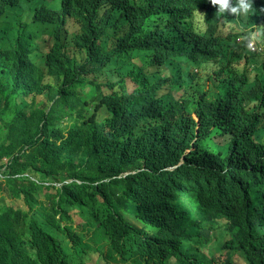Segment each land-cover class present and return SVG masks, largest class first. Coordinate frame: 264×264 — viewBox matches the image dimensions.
Returning a JSON list of instances; mask_svg holds the SVG:
<instances>
[{
	"label": "clouds",
	"instance_id": "1",
	"mask_svg": "<svg viewBox=\"0 0 264 264\" xmlns=\"http://www.w3.org/2000/svg\"><path fill=\"white\" fill-rule=\"evenodd\" d=\"M37 2L33 0L27 7L30 18L42 9ZM62 2L45 0L44 4L60 11ZM211 4L217 7L218 18L228 13L246 19L255 7L254 0H211ZM257 10L264 13V7ZM92 15L85 11V17ZM12 17L11 12L0 17V45L10 30L33 44L26 59L19 63L21 69L34 72L45 53L48 65L53 67L56 62L63 72L67 70L65 58L70 53L60 43L68 35L67 25L50 28L51 50L42 27L36 28L25 21L13 23ZM196 29L194 19L183 17L181 8L174 4L173 89L169 85V73L163 69L164 90L160 87V91L169 99L173 96V104L184 115V121L180 122L168 104L158 102V109L149 94L152 89L154 99L160 100L158 88H153L158 82L151 74L141 71L142 60L155 69L156 65L137 55L139 69L132 76H122L120 82L114 81L106 73L92 69L96 66L88 59L90 31L85 26H75L83 44H74L81 49L76 79L79 88L76 94H71L70 103H85L82 105L86 109L81 117L75 111L73 120L69 115L64 116L60 123L62 135L56 140L58 146L63 140L67 142L68 150L63 151L72 162L68 163L67 156L57 157L58 166L66 165L62 172L74 177L66 183L41 182L40 177L24 170L17 172L20 166L15 164V158L25 166L27 146L15 157H3L0 205L25 215L18 251L6 264H92L94 261L97 264H264V106L245 111L246 104L238 101L242 98L240 93L221 92L222 88L227 91V87L209 76L217 70L198 64L201 43L186 35L187 30ZM241 31L245 34L238 36L237 41L244 40L249 53L263 57L264 26L254 25ZM156 38L158 45L166 46L172 37L169 33L164 37L156 33ZM177 38L187 45L188 51H180ZM111 40L115 49V39ZM122 40L140 51L137 39ZM17 42L15 38L8 49L17 50ZM143 44L150 49V44ZM257 44L261 49H251ZM105 56L108 64L114 62V50L107 42ZM39 67L46 69L41 62ZM48 71L46 77L54 72ZM87 79L95 82L98 91L93 98L84 97L80 101L79 96L90 91ZM199 80H203L201 85ZM55 93L57 101L60 95ZM38 104L47 105L45 110L52 105L48 99ZM134 106L140 113L134 112ZM108 115L115 120L110 122ZM135 122L145 132L143 138L136 134ZM155 134H161L164 143H158ZM173 139L180 143L176 151H173ZM72 151H79L85 169L76 171L78 162ZM175 153L180 160L184 159L186 174L173 182L170 175L173 171L168 166ZM22 178L42 186L38 204L33 208L8 183L9 179ZM72 180L81 188L76 198L69 195L76 191L69 185ZM180 184L187 197L176 196L173 202ZM57 190L65 194V207ZM6 195L22 200L27 209L5 202ZM191 200L198 205L193 206ZM189 205L192 206L188 209ZM196 208L201 212L194 217ZM95 227L102 231L97 232ZM159 239L167 243L156 244Z\"/></svg>",
	"mask_w": 264,
	"mask_h": 264
},
{
	"label": "trees",
	"instance_id": "2",
	"mask_svg": "<svg viewBox=\"0 0 264 264\" xmlns=\"http://www.w3.org/2000/svg\"><path fill=\"white\" fill-rule=\"evenodd\" d=\"M32 1L0 0V17L11 12L18 20L36 28L42 27L44 31L54 27V23L58 28H64L67 20L79 19L75 26H85L90 31L91 49L88 59L92 66H96L92 68L86 65L87 67L98 69L114 81L120 82L122 76H132L139 69L136 57L140 52L145 61L156 66L161 64L160 66L168 71L172 89L175 4L181 8V14L188 11L189 15L183 14V17H191L197 21V32L187 30L186 35L201 43L202 51L197 54L198 64L202 67L210 65L217 70L209 76L215 83L227 86L228 90L222 88L221 92L244 93L240 94L242 98L238 101L246 104L243 106L245 111L264 106V56L249 53L244 40L241 43L237 41L239 35L245 34L241 28L264 26V13L257 10L264 7V0H254V10L246 19L228 13L218 18L217 7L211 4V0H63L60 11L55 12L61 21L54 19L49 6L42 7L39 13L30 18L27 7ZM104 1L109 6H105ZM115 5L126 10V14L134 13L133 19L126 16L116 18L113 14ZM85 11L94 15L87 18L84 16ZM161 17L166 19V27L172 37L166 46L158 45L155 33L156 27L161 29ZM225 19L226 21L222 22ZM108 35L115 39L112 64L107 63L105 56ZM124 37H133L137 41L148 43L150 49L144 51L139 47L138 52L137 48H130L123 42ZM32 47L31 42H22V58ZM16 51L2 49L0 45V72L9 73L6 78L8 81L0 80V167L3 166V157H15L27 146L29 152L24 154L28 159L25 166L15 158V164L20 166L17 172L24 170L40 177L41 182L61 181L64 178L62 170L66 169V165L59 167L54 153L57 150L56 140L62 135L61 120L65 115H69L73 120L75 111L77 116L81 117L86 109L85 105L70 103L71 94H76L79 88L76 84L78 70L53 72L46 77L45 73L40 71L34 73L21 69V61L16 56ZM158 52L161 55H158ZM238 56H242V59L235 58ZM165 79L168 77L165 76ZM85 81L87 86H90V91L88 96L82 93L79 96L80 101L84 97L93 98L98 91L93 80ZM55 92L60 95L57 101ZM37 93L44 94L52 103L48 110H45L47 105L38 104L36 96L28 97ZM12 96H17L16 101H12ZM6 97H9L10 103H6ZM170 101L173 102V96ZM8 183L14 187L16 195H23L32 208L38 204L37 196L41 192V185L27 178L9 179ZM57 194L60 196L61 205L65 207V194L59 190ZM24 220L22 211L0 205V264H6L8 258L18 251Z\"/></svg>",
	"mask_w": 264,
	"mask_h": 264
},
{
	"label": "bare ground",
	"instance_id": "3",
	"mask_svg": "<svg viewBox=\"0 0 264 264\" xmlns=\"http://www.w3.org/2000/svg\"><path fill=\"white\" fill-rule=\"evenodd\" d=\"M44 1L45 0H38V2H37V4L40 6V7H44V6H46L45 4H44ZM104 5L105 6H109V4L106 2V1H104ZM51 9H52V14L54 15V19H56V20H58V21H61L60 19H58L57 18V15H55V12H56V10H55V8L52 6L51 7ZM114 12H115V17L116 18H120V17H124V16H126V17H129L130 19H133L132 17L134 16V13H129V14H126V13H124L123 11H122V9H120L119 7H116V8H114V10H113ZM178 14H180V12H178ZM184 14V12H182V15ZM186 15H189L188 14V11H185V14H184V16H186ZM166 19L164 18V17H161L160 19H159V22L161 23V31H158V28L156 27L155 28V30H156V33L158 34V36L159 37H164L166 34H168L169 33V30H168V28L166 27V21H165ZM10 21L11 22H13V23H22V21L21 20H17V18H15V17H12L11 19H10ZM77 21H79V19H75V18H72L71 20H67V33H68V35L67 36H65V37H63V39H62V41L60 42L61 43V45H63L66 49H67V51L70 53V56L69 57H67V58H65V65H66V69H67V71H70L71 69H73L74 71H76L77 70V64H78V62H79V58L81 57L80 56V53H81V49H79V48H77V47H74V44H76V43H80V44H83V42H82V38H81V34H80V32H77V31H75L74 30V28H75V23L77 22ZM53 26H54V28H56V29H58V26H57V24H53ZM49 33H52L51 32V30L50 29H48V30H46L45 32H44V40H45V42H46V44H48L49 46H50V48H51V50H53V47H51V45H50V43H49V41H48V38H49ZM25 35H27V32H25ZM240 36V35H239ZM5 37L6 38H2L1 39V46H2V49H8V47L10 46V43H12V41L16 38L17 39V41H18V43H17V51H16V56L19 58V60L22 62V61H24L25 59H26V55L22 58V56H21V52H22V42L24 41L23 40V37L22 36H19L18 34H15L14 33V31L13 30H10L9 31V33H7L6 35H5ZM176 39H174V41H175ZM106 42H107V45L111 48V49H113L114 50V45H113V42H112V40H111V37L108 35V36H106ZM194 42V41H193ZM138 43H139V45H140V47H141V49L142 50H144V51H146V48H145V45L143 44V43H141L140 41H138ZM177 44L180 46V51L181 52H186V51H188V48H187V45H185L184 43H182L181 42V40L179 39V38H177ZM190 44H192L193 46H195L196 47V45L194 44V43H190ZM212 48V47H211ZM232 49V48H231ZM247 49V48H246ZM24 52H26V51H24ZM219 52V51H218ZM219 54V53H218ZM158 55H161L159 52H158ZM259 55V54H258ZM142 53H138V57H140V58H142ZM234 56V55H233ZM46 55H45V53H44V55H43V57L42 58H40L39 59V61H38V63H37V65H36V68H35V70H34V73H39V71L40 72H42V73H48L49 71L48 70H54V72H63L62 71V67L61 66H59V65H57V63L56 62H53V67H51L50 65H48L47 64V62H46ZM228 61V60H227ZM39 62H41V64H42V66L43 67H45L46 69H45V71L43 70V69H41V67H39ZM255 63V62H254ZM71 64H74V66L73 65H71ZM161 64H158L157 65V69H155L154 67H152V66H150V65H148L146 62H144V60H142V67H141V71L142 72H147V73H149V74H151L153 77H154V79L158 82V85L156 84L153 88H158V94H157V96H158V99H160L159 101H156L155 99H154V95H153V93H152V89H151V91H149V94H150V96L152 97V99H153V101L156 103V105H157V108L159 109L160 107H159V103L158 102H162V103H166V104H168L170 107H171V109H172V112H173V114H176V116H177V119L180 121V122H183L184 120H183V118H184V115H183V113H182V111H181V109L177 106V104L176 105H174L173 104V102L172 101H170V99L167 97V95L164 93V92H162V91H160V87H162L163 88V90H164V85L162 84V82H163V68L160 66ZM8 76H9V73H3V72H0V80L2 81V80H4V81H8V79H6V78H8ZM140 78L143 80V78H144V76L142 75V74H140ZM223 85V84H222ZM227 87V86H226ZM161 92V93H160ZM83 94H84V96H88V92H83ZM240 94L241 95H244V93H242L241 91H240ZM7 96V95H6ZM32 96H36V100H37V97L38 98H40L41 96L37 93L36 95H29L28 97H31L32 98ZM43 97V96H42ZM16 99H17V96H12V101L14 102V101H16ZM31 101V100H30ZM6 103H10L9 102V97H6ZM81 104H85V103H81ZM255 108V107H254ZM81 109H82V107H81ZM175 111H177V112H175ZM134 112H138V113H140V110L137 108V107H135L134 106ZM175 112V113H174ZM185 113V112H184ZM109 116V121L110 122H112L113 120H115L114 119V117H112L111 115H108ZM227 116V115H226ZM160 122H162V120H160ZM184 125H186V126H191V123H186V124H184ZM185 127V126H184ZM135 132H137L136 134H138L139 136H141L142 138L145 136V132L142 130V128H141V126H140V124H139V122H135ZM157 133H159V132H156V134ZM97 135H99V133H96ZM155 134V136H154V138L156 139V140H158V143H160V144H162V143H164V138H163V136L161 135V134H159L160 136H157ZM186 136V137H185ZM187 136H188V134L187 135H184V139H186L187 138ZM77 143V142H76ZM68 147V144H67V142H65L64 140L61 142V144L58 146L57 145V150H55V155L58 157V158H65L66 156H67V158H68V160L70 161V162H68V163H72L71 162V159L69 158V156H68V154H67V152H65V151H63L64 149L65 150H68V149H66ZM76 147H79L78 146V144L76 145ZM72 150V149H71ZM73 153H72V155H74V159H75V156H76V154H77V152L78 151H72ZM63 155H65V156H63ZM66 159V158H65ZM64 160V159H63ZM174 162H177V163H180L179 162V158H178V155L175 153L174 154ZM64 162V161H63ZM177 166H180V164L179 165H177ZM85 167H87V166H85V164H84V162H81V160L77 163V169H76V171H80V170H82V169H85ZM180 168V167H179ZM139 172H143V170L141 169V168H139V167H137L136 168ZM168 170L169 171H173V162L168 166ZM255 170H257L256 168H255ZM255 170H253V173H256L255 172ZM170 175H173V174H170ZM176 175V174H175ZM63 176H65L63 179H62V182H68L72 177H74V176H71V174H63ZM91 180H96V179H98V177H96V178H90ZM57 183H59V182H57ZM70 186H73V188L76 190V191H72V192H70L69 193V195H70V197H72V198H76V197H78L80 194H81V192H80V187L78 186L79 184L76 182V180H72L71 182H70V184H69ZM137 187H140V185L139 184H137L136 185ZM177 192H180V195H178V193H176L177 195L176 196H179V199H181V197L182 198H184L185 199V197H187V196H185V193L181 190V191H179V188H178V191ZM176 196H174V198L176 199ZM175 199H173V202L175 201ZM187 199V198H186ZM191 203L193 204V206H197L198 204L195 202V201H193V200H191ZM192 205H189L188 206V209H189V207H191ZM199 208V207H198ZM198 208H196V212H195V214H194V217H196L198 214H200V212H201V209H198ZM258 209H256V211H257ZM201 218H202V216H200V218L196 221L197 223L201 220ZM44 226V225H43ZM95 230L97 231V232H101L102 231V228H99V227H95ZM155 240H156V238H155ZM190 241H188L186 244H185V246L186 245H188V243H189ZM165 243H167L166 241H163V240H161V239H159V240H157L156 241V244H165ZM192 247H194V246H192ZM196 249V248H195ZM161 251H167V250H165V249H161ZM196 256H198V254H196Z\"/></svg>",
	"mask_w": 264,
	"mask_h": 264
},
{
	"label": "water",
	"instance_id": "4",
	"mask_svg": "<svg viewBox=\"0 0 264 264\" xmlns=\"http://www.w3.org/2000/svg\"><path fill=\"white\" fill-rule=\"evenodd\" d=\"M179 107V106H178ZM180 108V107H179ZM175 112H177V111H175ZM174 112V113H175ZM177 116H176V114H174V118H176ZM179 146H180V143H179V141H175L174 139H173V151H176V150H178V148H179ZM174 159V158H173ZM181 161V162H180ZM179 162L180 163H177V162H174V160H173V182L175 181V180H177L178 179V177H179V179H181V175H184V174H186L185 172H184V170L186 171V168H184V165H183V163L182 162H184V159L183 158H181V160L179 159ZM180 164V166H177V165H179ZM180 167V168H179ZM176 174V175H175ZM180 186H181V188L179 189V191H181L182 190V185L180 184ZM178 191V190H177ZM178 193V195H180V192H177ZM177 194H176V192H175V195L173 194V199H175L174 198V196H176Z\"/></svg>",
	"mask_w": 264,
	"mask_h": 264
},
{
	"label": "rangeland",
	"instance_id": "5",
	"mask_svg": "<svg viewBox=\"0 0 264 264\" xmlns=\"http://www.w3.org/2000/svg\"><path fill=\"white\" fill-rule=\"evenodd\" d=\"M197 24H198L197 21H194V25H197ZM235 58L241 60L242 56H238V57H235ZM199 83L201 85L203 83V80H199ZM37 102L46 103L47 99L44 96L43 97L41 96L40 98L37 97ZM75 159H76V162H79L81 160V158L79 157V151L77 152V154L75 156ZM71 168H72V166H71ZM2 184H3V182L0 180V185H2ZM0 196H2V195H0ZM4 201L7 202V203H10V204H13V205H18L19 204L21 206H24L27 209L26 205H24V202L22 200H15V199H13V198H11V197L6 195L4 197ZM92 264H97V263H95V261H94Z\"/></svg>",
	"mask_w": 264,
	"mask_h": 264
},
{
	"label": "built area",
	"instance_id": "6",
	"mask_svg": "<svg viewBox=\"0 0 264 264\" xmlns=\"http://www.w3.org/2000/svg\"><path fill=\"white\" fill-rule=\"evenodd\" d=\"M261 49V46L259 45V44H257V45H255L253 48H251V49Z\"/></svg>",
	"mask_w": 264,
	"mask_h": 264
}]
</instances>
